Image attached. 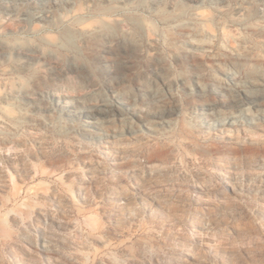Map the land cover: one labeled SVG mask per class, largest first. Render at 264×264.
Instances as JSON below:
<instances>
[{"label": "rangeland", "instance_id": "rangeland-1", "mask_svg": "<svg viewBox=\"0 0 264 264\" xmlns=\"http://www.w3.org/2000/svg\"><path fill=\"white\" fill-rule=\"evenodd\" d=\"M10 1L0 264H264V0H16L45 21ZM118 3L122 37L91 45ZM62 32L90 41L65 51ZM28 44L62 56L11 52ZM112 90L138 116L97 111Z\"/></svg>", "mask_w": 264, "mask_h": 264}, {"label": "bare ground", "instance_id": "bare-ground-1", "mask_svg": "<svg viewBox=\"0 0 264 264\" xmlns=\"http://www.w3.org/2000/svg\"><path fill=\"white\" fill-rule=\"evenodd\" d=\"M24 1H26V0H24ZM41 1V0H40ZM19 1H16V0H11L10 1V4L9 5H11V6H16V5H18V4H21L23 7H25L26 6V4H28L27 5V7H29V8H31V9H34V11H35V14H34V19L36 20V21H41V20H43V21H45L46 20V18L48 17L47 15L48 14H46V13H44V10L45 9H43V7H37V6H35V5H33V6H31V4H33V2L32 3H27V2H29V1H27L26 3H18ZM22 2H23V0H22ZM31 2V1H30ZM51 2L53 3L54 2V4H56V6H58V8L59 7H61V8H63V9H65V11L66 12H68L70 9H73V8H75L76 10H78L80 7V4H76L74 1H67V0H53V1H50V0H42V3H44V5L43 6H45V4L46 5H49V6H47V8L48 7H50L51 8ZM4 6H7L6 5V3H2ZM130 5V4H129ZM76 6V7H75ZM124 6H126V3H124V4H122V5H119V3H118V5H111L107 10L108 11H110L111 10V13L112 14H109V15H112V16H115V15H118L119 14V12L121 11H123V9L125 10V7ZM134 6V5H133ZM81 7H82V5H81ZM130 7H132V6H130ZM39 8V9H38ZM46 8V7H45ZM38 9V10H37ZM75 9H73V10H75ZM99 11L98 12H95V13H100V14H105L104 13V11H103V9H101V8H99L98 9ZM127 10V9H126ZM27 11V10H26ZM64 11V10H63ZM119 11V12H118ZM65 12V13H66ZM63 14H64V12H62ZM53 14V13H52ZM68 14V13H67ZM130 14V13H129ZM108 15V14H107ZM130 17H131V15H130ZM170 17V16H169ZM23 18H25V16H18V19L19 20H21V19H23ZM64 18V17H63ZM65 18H66V16H65ZM64 18V19H65ZM119 18V15H118V17L117 18H114V17H112V19H111V21L108 23V24H101L99 21H97V19L96 18H92V19H96V21H97V26H98V32L97 33H94L92 36L93 37H95V39H97L96 41L95 40H92L93 42L91 43V45L93 44V46H95V45H97L96 43L99 41V40H101V39H110V40H113V39H115L116 41H119V39L122 37V35H123V33H121L120 31H118V29H120V24L122 23L123 24V20H120V19H118ZM122 18V17H121ZM128 18H129V16H128ZM92 19H91V21H92ZM124 19H126V18H124ZM166 19V18H165ZM48 21H49V19H47ZM55 20V19H54ZM63 19H62V17H60L59 16V18H57L56 17V20H55V23L56 22H60L61 23V21H62ZM133 21V20H132ZM95 22V21H94ZM59 23V24H60ZM91 23H93V21L91 22ZM91 23H86V25L87 24H91ZM50 24V23H49ZM134 24V23H133ZM134 26V25H133ZM133 26H132V28H133ZM121 29H122V27H121ZM66 35V34H65ZM64 35V33L62 32L59 36H60V38H59V36H58V39H60V46L66 51V50H69V51H73V52H76L75 51V49H76V44H78V43H82L83 42V40H86V42H87V40H88V42L90 41L89 40V38H87L86 37V35H81V34H74V35H70V36H65ZM91 36V37H92ZM57 37V36H56ZM182 39L184 40V41H186V42H191V40L190 39H187L186 37H184L183 35H182ZM56 39V38H55ZM100 42V41H99ZM99 42H98V44H99ZM80 43V44H81ZM58 44V43H57ZM59 45V44H58ZM87 45V44H86ZM90 45V44H89ZM103 45V44H102ZM105 45H106V43H105ZM79 46V45H78ZM90 47V46H89ZM101 47H103V46H101ZM100 47V48H101ZM98 48V47H97ZM104 48V47H103ZM102 48V49H103ZM16 50L17 52H19V53H21V54H23V55H26V57L27 56H31V57H34V58H38V59H41V58H44V59H46V58H50V59H56V61L58 60L57 58L59 57V56H62V52H60L58 55H45V54H43L41 51H38V49L39 48H34L32 45H30V44H28V45H26V46H22V45H17V46H14V47H12V50H11V52L13 51V50ZM100 50V49H99ZM69 53V52H68ZM68 53L66 54V55H68ZM41 55H43V56H41ZM63 55H64V53H63ZM228 77L229 78H231L232 76H231V74L230 75H228ZM232 83V82H231ZM223 87H225V86H223ZM240 90H242V91H245L246 89H243V88H241ZM247 92H249V91H247ZM215 93H217V94H219L220 93V91H217V90H215ZM220 95V94H219ZM57 96V95H56ZM111 97L112 98H110L109 99V101L108 102H102V103H100L98 106H97V111H99L101 114H103V115H105L106 117H110L111 115H114L115 114V112L116 111H118L119 112V115H118V118H122L123 116H125L126 115V113L124 112V110H129V108H130V112L133 114V115H135V116H138V114H137V112H136V110L133 108V107H131V106H128L127 105V102H126V100H124L123 98H122V96L120 95V94H117V93H115L113 90H112V94H111ZM59 98L60 97H58V99H57V103L58 102H60V100H59ZM62 100V99H61ZM62 104V105H61ZM61 104H59L58 103V105H60V107H61V109L60 110H64V112L69 116L68 118H71L72 120L74 119H77L78 118V115H79V110H77V109H75V107L69 102V101H67V100H62V103ZM131 108H132V111H131ZM115 111V112H114ZM114 112V113H113ZM84 113V112H83ZM86 115H87V118L88 117H90V118H88V120H85L84 121V124L86 125V124H96L97 123V121L95 120V119H93V118H95V117H92L91 115H89L87 112H86ZM116 117V116H115ZM113 118V117H112ZM110 119V118H109ZM119 120V119H118ZM84 131H86V132H88L89 133V129L88 128H86V127H83L82 128ZM99 136V135H98ZM101 136V135H100ZM99 136V137H100ZM102 138V137H101ZM100 141V140H99Z\"/></svg>", "mask_w": 264, "mask_h": 264}]
</instances>
